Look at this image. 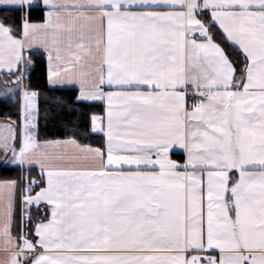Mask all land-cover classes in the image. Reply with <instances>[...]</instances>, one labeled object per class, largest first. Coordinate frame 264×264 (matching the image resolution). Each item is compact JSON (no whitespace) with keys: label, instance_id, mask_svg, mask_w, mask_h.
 <instances>
[{"label":"snow or ice","instance_id":"obj_1","mask_svg":"<svg viewBox=\"0 0 264 264\" xmlns=\"http://www.w3.org/2000/svg\"><path fill=\"white\" fill-rule=\"evenodd\" d=\"M0 12V264H264V0Z\"/></svg>","mask_w":264,"mask_h":264},{"label":"trees","instance_id":"obj_2","mask_svg":"<svg viewBox=\"0 0 264 264\" xmlns=\"http://www.w3.org/2000/svg\"><path fill=\"white\" fill-rule=\"evenodd\" d=\"M3 14H4L3 12H0V15H3ZM39 75H40V73H39V71H37V73L35 74V76L36 77H39ZM53 132H55V128H52L50 126V134L53 133ZM3 175H9V173L0 171V176H3Z\"/></svg>","mask_w":264,"mask_h":264}]
</instances>
